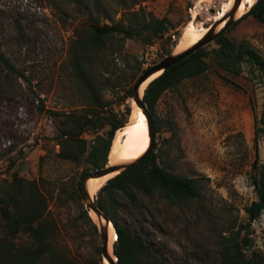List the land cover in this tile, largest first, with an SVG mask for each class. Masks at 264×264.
<instances>
[{"label": "trees", "instance_id": "trees-1", "mask_svg": "<svg viewBox=\"0 0 264 264\" xmlns=\"http://www.w3.org/2000/svg\"><path fill=\"white\" fill-rule=\"evenodd\" d=\"M69 1L87 17L74 26L57 71L62 92H67L75 107L48 113L56 126L55 155L73 169L56 179H27L17 172L0 178V264H104L100 230L83 203L81 182L108 163L116 134L131 112L129 105L124 110L114 106L123 103V97H132L133 86L145 70L142 65L148 47L170 45V31L180 24L168 12L158 17L140 7L124 11L116 20L100 16L95 1ZM247 16L264 25V0H256L234 23ZM215 42L210 49L198 47L148 82L143 100L150 115L164 91L209 71L237 75L245 63L264 80V58L247 39L235 41L222 32ZM0 66L15 71L1 49ZM263 134L264 105L254 119L256 143ZM163 146L109 178L97 191V206L117 234L113 243L117 264H173L158 228L173 224V206L190 207L200 198L196 178L174 173L157 162L168 151L169 146ZM252 168L256 199L244 208L245 227L264 213V159L256 157ZM69 202L78 205V212L58 219L53 208L59 207L54 208L58 212ZM237 234L221 238L219 264H263L264 242L260 251L247 255L249 240Z\"/></svg>", "mask_w": 264, "mask_h": 264}, {"label": "rangeland", "instance_id": "rangeland-1", "mask_svg": "<svg viewBox=\"0 0 264 264\" xmlns=\"http://www.w3.org/2000/svg\"><path fill=\"white\" fill-rule=\"evenodd\" d=\"M88 1L97 3L100 16L116 20L124 11L140 7L158 17L168 12L180 23L170 31L173 42L164 48L171 52L175 51L173 43L182 40L191 23L199 32L208 31L233 2ZM220 8L222 13L217 15ZM80 12V7L69 0H0V49L15 66V71L0 66V178L17 172L27 179H56L73 169L71 163L55 155L56 126L48 110L75 107L67 92H62V78L57 71L74 26L87 18ZM223 32L235 41L247 39L264 58V25L251 16L233 22ZM203 46L210 49L216 42ZM164 49L158 45L148 47L142 68L161 60L166 55ZM241 69L237 75L209 71L184 80L162 93L151 115L154 134L150 151L159 145H164L163 149L169 146L157 162L174 173L196 178L200 190L199 200L190 207L173 206L172 225L158 228L157 233L167 241L173 264H219L223 236L239 233V239L247 237V255L260 251L264 242V213L245 227L244 209L256 199L252 163L256 157L264 159V134L257 143L254 140L255 115L260 116L264 105V80L245 63ZM123 98V103L114 108L131 107L126 127L138 107L132 98ZM165 139L168 142L164 143ZM54 208V214L62 220L78 212V205L71 202L58 212ZM89 212L98 223L96 215Z\"/></svg>", "mask_w": 264, "mask_h": 264}, {"label": "water", "instance_id": "water-1", "mask_svg": "<svg viewBox=\"0 0 264 264\" xmlns=\"http://www.w3.org/2000/svg\"><path fill=\"white\" fill-rule=\"evenodd\" d=\"M240 1L241 0H234L233 5L231 6L230 10L226 13V15H224L221 19L214 21L211 24V26L209 27L208 31L196 43H194L193 45H191V46H189V47H187V48H185L182 51H179L177 53H174V51H173V52L166 54L161 60H159L155 64L151 65L150 67L146 68L143 71V73L139 76L137 82L133 86L131 98L134 101V103L136 104V106L142 111V113L145 115V118H146L148 132H149V143H148V147H147L146 151L140 157L136 158L133 161H129V162H125V163H116V164L107 163L101 169H97L94 172L86 175L83 178V180L81 182L83 203H84L85 207L89 208V210L92 211L96 215L97 219L99 220V222L98 223L96 222V223L98 224L100 234H101L102 244H101L100 251H101V256L104 259L103 262H105V260H106L108 262V264H117V257L114 254L113 245H112V254L109 253V251H108V241H109L108 225L109 224L112 225V223L107 217H105V215L103 214L101 209L97 206L96 194H95L93 199H90L88 180L90 178L101 177V176H104V175H107V174H110L113 172H115L114 175H116L119 172H121L122 170H124L125 168L135 164L136 162H138L139 160H141L142 158H144L148 154V152L150 151L151 146H152L154 133H153V129L151 126V115L148 113L147 106L143 100L144 90H143L142 94H140V92H139V88H140L141 84L145 80H147L149 77H151L153 74H155V73L161 74L170 65L174 64L178 60H180L183 57L187 56L188 54L192 53L198 47H201V46L207 44L208 42L215 40L218 35H220L225 29H227L236 20L234 18V15H235L237 8L240 4ZM220 11H221V8L218 12H220ZM221 22H224L223 25L218 30L214 31V29L217 28V26ZM174 45H175V43H173V46ZM158 75H156V76H158ZM155 77H153V78H155ZM102 219L104 220V224L100 223V220H102ZM114 234L116 235L115 230H114Z\"/></svg>", "mask_w": 264, "mask_h": 264}, {"label": "bare ground", "instance_id": "bare-ground-1", "mask_svg": "<svg viewBox=\"0 0 264 264\" xmlns=\"http://www.w3.org/2000/svg\"><path fill=\"white\" fill-rule=\"evenodd\" d=\"M234 2V0H233ZM232 2V5H233ZM255 0H241L240 4L237 8V11L234 15V18L237 19L240 16V13H245L253 4ZM228 6L227 8H224V12L221 16L217 18V20L221 19L226 13L228 12ZM222 9V8H221ZM222 13V10L217 13ZM224 22H221L217 27H221ZM205 32H199L196 29V26L194 24H190L188 29L185 31V34L180 42L178 44L174 45V53H177L179 51H182L183 49L193 45L196 43L205 33ZM159 73L153 74L151 77H149L147 80H145L140 88L139 92L142 94L145 86L147 83L156 75ZM139 109V108H138ZM135 108L134 113L132 116V122L127 125L123 130L118 132L116 135L111 150L109 153V164H116V163H125L132 161L138 157H140L147 149L148 143H149V134H148V128H147V122L145 115L142 113V111ZM138 110V111H137ZM137 116V117H136ZM115 172L101 176V177H94L90 178L88 180V188L90 192V199H93L95 194L97 193L98 189L113 175ZM97 221V220H96ZM101 224H104V220H100ZM108 235H109V241H108V251L112 254V245L116 239V235L114 234L113 225H108ZM106 264L108 262L105 260Z\"/></svg>", "mask_w": 264, "mask_h": 264}]
</instances>
